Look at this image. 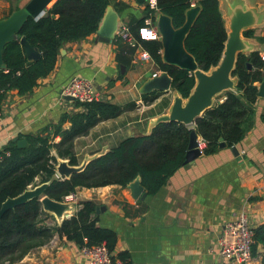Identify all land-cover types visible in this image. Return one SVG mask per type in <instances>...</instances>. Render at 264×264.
Segmentation results:
<instances>
[{
  "label": "crops",
  "instance_id": "crops-1",
  "mask_svg": "<svg viewBox=\"0 0 264 264\" xmlns=\"http://www.w3.org/2000/svg\"><path fill=\"white\" fill-rule=\"evenodd\" d=\"M27 1L0 0V19ZM217 2L226 32L229 8L238 5L254 10L258 23L241 30L240 36L250 45L249 52L260 49L257 39L264 36V0ZM108 8L116 17L113 37L108 42L99 40L95 30L78 41L64 43L52 70L30 92L20 95L14 89L6 91L0 106V150L14 143V138L36 134L56 123L63 113L77 110L72 101L60 97L71 76L88 79L97 100L117 105L134 103L133 108L96 122L85 135L73 139L77 162L86 155L106 151L126 137L147 134L150 121L166 113L174 90L154 91V98L145 102L140 85L160 70L151 58L133 63L137 50L129 56L128 45L115 38L120 26H136L144 15V3L112 0ZM159 15V11L154 13V24ZM247 30L251 31L250 37L243 35ZM159 54L161 58V48ZM259 54L264 59V51ZM262 81L264 72L257 90ZM221 95L215 100L222 99ZM251 107V125L233 145L236 151L225 146L213 154L201 153L183 163L154 194L134 198L127 186L116 184L75 189L78 201L91 200L98 208L94 213L96 225L114 233L115 243L109 250L114 259L121 264H231L217 255V238L225 223L239 213L252 229L264 222V96H258ZM68 125L64 122L62 129ZM58 140V136L53 139ZM74 211L72 206L60 218L45 211V222L58 224ZM262 253L257 246L250 264H262ZM14 264H85V260L76 244L54 234Z\"/></svg>",
  "mask_w": 264,
  "mask_h": 264
},
{
  "label": "trees",
  "instance_id": "trees-1",
  "mask_svg": "<svg viewBox=\"0 0 264 264\" xmlns=\"http://www.w3.org/2000/svg\"><path fill=\"white\" fill-rule=\"evenodd\" d=\"M110 1L53 0L46 16L28 17L17 39L7 42L2 48L4 68L0 69V106L10 89L20 95L30 92L37 81L52 70L59 48L64 43L78 41L94 33ZM194 1L198 11L183 39V47L197 67L207 71L220 58L226 31L217 0ZM189 2L156 0L157 11L167 16L172 27L177 28L184 21ZM141 23L142 18L131 28L132 32ZM243 35L250 37L251 31H244ZM20 37L36 52L35 58L26 57L18 41ZM257 41L260 49L247 54L237 53L235 57L231 71V76L236 79L235 89L221 93L222 99L215 100L211 107L194 119L192 128L204 142L201 150L204 155L217 151L219 139L226 147L237 144L251 125V106L258 98L256 84L262 80L264 72V59L259 54L264 51V36ZM137 42L158 69L168 74L172 89L185 98L194 83L192 74L161 61L159 40L137 39ZM127 47L131 56L134 48ZM155 94H142V99L148 103ZM73 103L77 110L63 113L56 123L49 124L36 134L24 135V145L17 146L14 142L0 150V206L6 198H13L29 186L41 183L46 184L42 195L55 201H62L77 187L111 184L124 187L136 177L143 192L151 195L183 164L190 127L167 121L156 124L147 134L122 139L68 178L55 176L57 158L66 159L69 165L78 163L73 152L75 137L85 135L96 122L114 118L134 107L133 102L117 105L103 100ZM64 122L69 125L62 129ZM55 136L59 137L57 142L53 141ZM39 198L32 197L1 213L0 264L16 263L30 250L48 242L54 234L78 247L104 242L108 250L113 248L115 235L111 230L96 225L95 207L91 200L78 201L77 208L69 217L58 224L48 225ZM252 231L251 255L254 256L257 246H260L263 249L261 263L264 264V222Z\"/></svg>",
  "mask_w": 264,
  "mask_h": 264
},
{
  "label": "water",
  "instance_id": "water-1",
  "mask_svg": "<svg viewBox=\"0 0 264 264\" xmlns=\"http://www.w3.org/2000/svg\"><path fill=\"white\" fill-rule=\"evenodd\" d=\"M53 0H28L22 7L12 10L6 17L0 19V69L4 68L2 61L3 46L14 39H17V34L27 20L28 17L38 18L47 15V9ZM139 3L144 0H137ZM198 11V7H189L185 11V18L181 26L173 28L167 16L161 14L157 20L155 27L159 33V41L161 44V61L163 63L184 69L192 74L194 83L188 95L185 98L180 97L176 91L173 92L172 101L166 113L152 119L149 124L148 133L160 122L176 121L190 127L188 144L184 155L183 163L192 161L200 155V151L196 148V140L198 138L192 125L194 119L211 107L215 98L227 90H234L236 79L231 76V71L234 66V61L237 53L246 54L251 49L250 45L241 38L240 32L248 27L258 23L259 18L251 8L244 9L242 6L234 5L227 10V32L224 40L223 49L220 58L215 66L207 71L200 70L194 59L188 54L183 47V39L191 25L193 18ZM103 17V18H102ZM101 23L96 28V35L101 41L108 42L113 37L115 28L113 13L106 6L102 15ZM112 24V27H111ZM24 53L28 59L36 57V52L28 45L23 37L18 39ZM62 50L59 48V52ZM249 68V64H246ZM171 87V79L165 71H160L157 74L146 78L139 88V93L149 94L151 92H164ZM257 96H264V81L258 85ZM67 100H72L70 97H64ZM17 146H22L25 143L24 139H13ZM220 140L219 148L225 147ZM231 151H236L234 146L230 147ZM105 152V151H104ZM103 152L86 155L76 165H69L66 159L57 158L54 166L57 177L68 178L72 173L79 172L84 168L86 163L97 157ZM55 175V176H56ZM45 183L36 185L33 188L26 189L19 195L13 198H6L0 206V215L7 209L15 205L23 203L32 197H40L39 201L41 208L44 211L52 213L56 218H60L62 213L70 210L72 206L62 201H55L47 196L42 195V189ZM132 197L142 199L145 196L139 179L136 177L127 185ZM98 208H94V213H97Z\"/></svg>",
  "mask_w": 264,
  "mask_h": 264
},
{
  "label": "built area",
  "instance_id": "built-area-1",
  "mask_svg": "<svg viewBox=\"0 0 264 264\" xmlns=\"http://www.w3.org/2000/svg\"><path fill=\"white\" fill-rule=\"evenodd\" d=\"M144 8L147 9L142 17V23L138 25L135 32L123 25L115 33V38L137 50L132 57L133 63H139L150 59L149 54L144 50L138 40H159V33L153 22L154 13L157 12L156 0H144ZM194 0H190L189 7L194 5ZM263 57V56H262ZM154 75V74H152ZM60 97H70L76 102H90L96 99V93L92 88V83L80 76H71L68 82L60 91ZM201 138L196 140V148L202 150ZM62 202L77 208L76 195L74 192L68 193L62 198ZM253 231L242 213L237 214L232 220L225 223L220 235L217 238V255L220 259L231 264H250L252 261L251 244L253 243ZM78 251L84 257L85 264H121L113 258L104 242L96 244H82Z\"/></svg>",
  "mask_w": 264,
  "mask_h": 264
},
{
  "label": "rangeland",
  "instance_id": "rangeland-1",
  "mask_svg": "<svg viewBox=\"0 0 264 264\" xmlns=\"http://www.w3.org/2000/svg\"><path fill=\"white\" fill-rule=\"evenodd\" d=\"M76 200H78V199H77V196H76ZM45 213H46V212H45ZM45 223H46V222H45Z\"/></svg>",
  "mask_w": 264,
  "mask_h": 264
}]
</instances>
